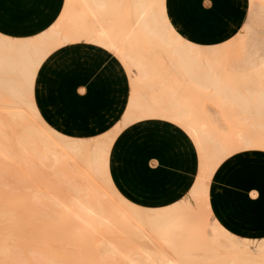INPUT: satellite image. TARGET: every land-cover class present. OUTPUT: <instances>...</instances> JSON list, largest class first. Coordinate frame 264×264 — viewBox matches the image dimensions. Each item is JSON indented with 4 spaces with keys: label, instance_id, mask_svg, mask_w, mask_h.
Wrapping results in <instances>:
<instances>
[{
    "label": "rangeland",
    "instance_id": "obj_1",
    "mask_svg": "<svg viewBox=\"0 0 264 264\" xmlns=\"http://www.w3.org/2000/svg\"><path fill=\"white\" fill-rule=\"evenodd\" d=\"M8 1L0 0V18L7 17L10 23H20L24 20L30 21L35 19V24H38L45 18L46 8L44 5L24 9L22 5L29 7L33 3V0H19L22 5ZM49 2L62 3V5L60 8L58 7L60 9L58 13L55 10L52 11V14L57 13L56 18L52 21H47L46 25L34 27L31 30L22 29L21 27L19 29L10 27L9 29L12 31H8L12 34L0 29V37H5L12 41L28 40L37 43L39 41L37 39L38 35L42 31L54 23L59 22L61 25L56 44L48 45L50 50H48L45 58L34 70L35 77L31 92L30 89H27L24 94L25 98L33 103L39 119L35 118L32 111L29 114L27 110L29 111L30 109L25 105L22 106L27 108V110L22 106H20L21 108L8 109L6 106L15 102L7 93H3L2 90H0V113L2 114H0L2 116L0 117L2 119L3 117L5 118V111H21L20 113L24 114L25 116H23L27 120L26 126L33 125V128L35 127V129L37 128L39 131L46 133V131H43L46 125L47 128L57 132L61 137L76 142L79 149L82 150L77 152L68 151L69 154L58 142L54 141L56 145L54 144L53 147H59V149L56 148L54 150H57L59 154L57 153L55 156V151L53 153L54 158L48 154L40 157L44 160L45 164L42 166L39 157L36 158V156L30 155L31 153L28 154L27 150L25 151L28 153H24L25 151H23L24 155L27 154V156H21L23 154L22 152L20 153V149L18 150L17 146L14 147V153L21 157L9 163L8 172H0V181L2 180L0 182V219L11 215V219H8V221L7 218L0 220V254L6 249L10 250L6 251V254H9L8 256L1 254V257L4 258L6 256V259L3 260L0 257V264H14L12 262L16 261L15 258L17 259L15 264H110V262L105 261L104 257L101 256L103 255L101 253L110 256V253L104 250V246L102 247L103 239L111 240L115 244L119 243V246L127 243L128 245L125 244L127 248L125 246L122 248L128 249L130 251L128 255L130 256L154 257L163 253L175 258V252L169 251L168 248L182 244L180 242L177 243L180 240L172 241L169 243L170 245H160L156 237L148 230V227L143 226V235L146 233L149 235L146 234L144 237L147 238L148 236L153 241L150 244H146L141 241L140 236L132 232L131 227L128 228L125 215L130 217L133 214H141L143 220H147L145 214L137 209L149 212L150 210L170 207L181 199L190 197L188 196L189 192V195H192L195 192L194 190H197L196 187H194L195 189L192 188L194 184L200 186L203 184L204 188H202L203 185L201 188L204 192H201L204 194L198 193L197 191L200 192V190H197L195 192L196 196L193 195L198 203L197 206H193L192 210L195 212H190V218L188 216L186 222L190 228H198L197 235L200 233L203 238H196L190 243L186 242L189 245L188 248L185 245L177 247L184 246V251L180 248L184 254L187 252L194 257H199L194 259L195 264H209V262L210 264H226L227 260L235 256L236 249L233 246L235 245V239H250L254 241V244L257 242L253 246V249L251 248L252 260H250L252 264H264V137H262L259 141L260 143L257 145L254 143L249 145L228 143L229 145L227 144L226 146L227 150L223 148L220 149V152L217 151L216 147H213V141L207 142L208 144L204 145L203 143H206V140L201 138L199 133H197V137L196 132H191L187 130L189 128L185 129L182 127L185 125V127H189L188 124L192 121V123L198 124L202 120H205V124L207 123L206 125L217 134V136L213 135L214 141L225 142L231 138L233 131L242 130L247 133L251 132V125H249L251 117L250 114L246 113V109L242 110L235 102L234 104L232 103L233 106H231V103L227 105L229 104L228 101L226 104L225 102L223 104L220 98L214 96L212 88L209 90L204 89V91L200 88V85L198 86L196 83H193L192 79L184 73L183 68H179L177 62H175L176 57L172 54V49L167 48L161 43L162 41H159L160 37L161 39H171L175 37V34H178L181 41H186L197 46L193 48V51H197V53L201 52V54H198V59L202 63H205L207 60L210 61L213 69L212 72L216 74L218 80L222 81L225 87L235 88L234 91L247 96V90L250 88L249 70L252 72V69L254 70L255 67L264 63V0H164V4L156 5L157 7H154V5L153 7L156 13L158 11L159 15L161 13L159 11L160 6H164V12L160 16L166 19L165 21L162 19L157 20H162L160 21L162 25L170 22L172 29L164 28V31H159V36L153 33V30L144 29L139 25L138 22L141 18L137 15L136 11H133L135 7H133L132 0H121V2L120 0L114 2L111 0L108 2L107 7L105 6L106 8L102 10L105 9L108 13L113 8L112 13L114 16L112 13V16L110 13L106 16L105 11L101 12L99 10L103 14L100 15L101 13L97 11L98 15L96 14V17L90 14L93 12L90 11L92 6L88 3V0H35V4ZM84 2H87V4L84 5ZM109 7L111 8L109 9ZM65 8L67 13H64ZM107 8L109 11L106 10ZM172 11L174 12V16ZM119 13L122 14L120 15ZM99 15L100 17L97 18ZM66 16L71 17L69 20L71 19L74 26L64 27L63 23L64 19L67 18ZM66 20L68 21V18ZM85 20H88V22L86 23ZM135 20L139 21L135 22ZM108 23L110 26L107 25ZM113 23L116 26L112 25ZM80 24L82 25L80 26ZM97 24H102L101 26L99 25L100 27H103V24L109 27L104 30L107 35H103L104 37L100 35L102 31H100V27L96 26ZM67 27H70V29H67ZM117 28L119 30H116ZM82 29L85 34L87 33L86 35L82 32ZM77 30L78 32H76ZM88 30L93 31L91 34L95 38L93 35L88 34ZM111 32L112 34H110ZM99 36L100 38H105V40L97 42L98 39L100 40ZM111 37L116 38L110 39ZM118 39L119 44H117ZM106 40L116 42L115 46L113 45L114 47L111 45V49L113 50L109 49L110 45L108 41L104 42ZM93 41L97 43H91ZM123 41L126 43V46ZM103 46L107 47L104 48ZM124 51H129V53L122 54L121 57L127 54L129 57H135L134 54L137 57L140 56L142 58L141 61H144V65L146 64L145 66L149 71L148 74L151 73L149 75L150 79H135V81L137 80L136 82L141 81L139 84L134 85L135 88L132 87L133 85L131 86L132 78L134 79L138 75V77L141 76L136 73L138 72L135 69L136 67L132 68V64L135 63L133 60L127 59L132 63L131 65L126 60L123 62L124 57L121 58L120 54ZM131 51L133 52L132 55ZM50 57V62L42 71L43 64ZM128 68H130V73ZM39 71H42L40 75ZM220 75L221 77H219ZM232 75L235 76L232 77ZM5 77L12 79L14 76L9 74ZM201 85L209 86L210 84L202 83ZM237 87L240 89L239 91ZM135 95L136 98H139L138 106H141L140 108H145L146 106L152 107L153 113H156V115L158 113L159 116H164L165 112L163 113V111L172 106L171 109H173L167 110L166 113L169 112L165 114L164 118L170 112H172L173 116L180 114L178 116L179 119H177L178 117L173 118L174 120L176 118V121H182L179 124L184 125L179 126L174 120H172L174 123L167 120L168 118L171 120L170 117H166L167 119L165 118L166 120H164L162 119L163 117L157 115L159 117L157 118L155 114L153 117L147 116L150 119L146 118L145 115L149 113L146 111L147 114H144V109L142 111H140L141 109L139 111L134 110L133 116L131 115L133 118L129 117L132 120L128 122V117L125 120L128 113L127 107L130 103V98ZM186 101H188L187 104L190 106L186 105ZM154 102L156 105H154ZM230 102L233 101L230 100ZM169 103H178L181 106L172 104L169 108H166L170 105ZM158 105L161 106L160 111L159 107H156ZM176 105L180 109H184L174 108ZM238 109L241 110L238 111ZM148 110H151V108ZM183 110L186 113L180 112ZM136 114H138V118H136ZM180 117L185 118V120ZM193 117L196 118L193 119ZM247 117L249 121L246 120ZM36 120H41L43 123L40 121V125ZM183 121L190 122L184 123ZM124 123L127 124L124 125ZM42 126L44 127L42 128ZM21 127L23 128V125L14 127L15 131L13 132L21 130ZM117 130L120 131L118 132ZM14 133H11L12 135L10 134V136L13 137ZM18 133L20 134L21 131ZM187 133L194 135H188ZM104 136H106V139L103 138ZM111 137L113 138L112 140L110 139ZM196 138H199V140L201 138L202 142L196 140ZM108 139L110 140L108 141ZM51 140L54 139L51 138ZM102 140L105 143H101L103 146H100L99 142ZM37 141L33 139V144L40 149L41 144H37L39 143ZM198 142H201L202 146H205V150H201L202 152L198 150L202 149ZM211 146L215 149L212 150ZM231 147L234 148L232 149ZM237 147L239 150L241 148L238 152H236L238 150ZM94 148L100 150L98 154L102 156L103 164H106V171L108 172L101 177H99L101 173L97 174V179L94 177L97 172L93 173L96 168L100 169V165H90L91 167L86 165L93 154L92 150L93 152L95 150ZM103 148L108 150L107 155L104 154L106 151ZM213 151L220 152L216 154H221V156L216 155ZM78 152L80 153L78 154ZM222 152L225 154L223 155ZM204 154H206L205 157ZM211 154L220 158L214 159L216 157L213 158ZM200 155L203 156L200 157L203 158L201 161ZM111 156L113 158L112 162ZM220 159L223 160L220 161ZM210 160H214L213 162L216 161L215 164H218V166L214 164L215 168L212 165V170L214 171L211 170V166H206L208 163L209 165L213 163ZM203 161L206 163L204 164L206 166L205 170L210 168V171H207L209 173L213 172L211 173L212 175L205 172L204 168H202V166L204 167L202 165ZM110 165L114 182L111 176ZM103 166L105 170V165ZM42 167L44 169H41ZM86 168H89L92 173ZM201 168L204 170L203 172ZM53 174L57 176H53ZM59 174L60 176H58ZM61 174L64 177H68L62 178ZM200 175H206V179H202L204 176L201 177ZM207 176L209 177L207 178ZM104 177L108 179L111 184L110 187L115 191L108 189L110 184L104 183L107 181ZM197 178H200V180ZM68 181H73V183L69 182L71 185L69 188ZM75 181H80L83 185H79V182L75 184ZM200 181H202L201 184ZM62 183H65V185H62ZM75 185H79L78 188ZM81 187L86 188V192H89V194L83 192L84 190L80 189ZM191 189L193 190L192 193ZM80 191H82V194H85L81 195ZM76 192L80 193V196L76 197V199H83V196H89L90 198H87H89L88 201L92 202V208L94 207V202L97 201L96 199L101 201L99 204L96 203L94 208L102 207L101 209L104 214L108 219H111L110 221L113 220L115 225H112V222L109 223L107 219V226L103 224L105 226L96 228L93 232L84 230L80 225L73 227L69 225L70 223L59 221L61 217L58 215L60 214L58 208L54 205V199H62L66 202L72 199ZM97 192L98 194H96ZM110 192H114L112 194L116 195L117 198L119 196V199L121 198L120 201L126 202L128 207L120 204L119 199L113 198ZM99 195H102V197L100 198ZM212 195L218 197L216 207L220 215L223 219L229 221L223 220L217 213L214 205L215 197ZM91 196L95 200L91 199ZM198 196L202 199L199 200ZM159 197L162 198L145 206V204L153 202L154 198ZM81 201H87L86 197ZM200 201L203 203L202 206H200L201 204L199 205ZM129 206L134 207V209L136 208L140 213L129 208ZM198 206L203 209V213H199V210L197 211V209H201L197 208ZM4 210L9 214L2 213ZM148 212H145L146 215L149 214ZM204 212L205 214L209 213L204 215ZM192 213L193 215L191 216ZM199 214L205 217L203 216L204 218L202 219ZM201 221H204V224ZM218 228H222V232H225L226 236L221 235L222 233H219L220 230ZM215 229L218 230L216 231ZM253 235L257 236V238ZM3 237L7 239L5 240ZM225 237L227 239L229 237V239L227 240ZM90 240L92 242L91 247L87 245ZM116 240H119V242H116ZM227 241L231 242L228 243ZM82 242H86L83 244L84 247L80 244ZM224 242L228 244L225 245ZM201 244L209 247L200 248ZM145 247L148 248L149 252L142 250ZM156 247L163 250L161 254ZM178 251H176L177 255H180L182 251H179L180 253ZM11 252L15 255H12ZM210 254H214L213 257ZM107 257L105 256V258ZM112 257L113 255L108 258ZM205 257L208 260L203 262ZM10 261L12 262L9 263ZM112 261H116V258L112 259Z\"/></svg>",
    "mask_w": 264,
    "mask_h": 264
},
{
    "label": "bare ground",
    "instance_id": "obj_2",
    "mask_svg": "<svg viewBox=\"0 0 264 264\" xmlns=\"http://www.w3.org/2000/svg\"><path fill=\"white\" fill-rule=\"evenodd\" d=\"M83 1V0H82ZM89 1H91V2H89ZM107 0H88V3H90L91 4V8L90 7H88V8H90V11L91 12H93V13H90V14H92V15H94L95 17H96V14L98 15V12L97 11H101V12H104L105 11V9L104 10H102L103 8H106L107 7V5H108V2H110L111 0H108L107 2H106ZM114 1H116V0H113V2ZM120 2H121V0H120ZM131 2V1H130ZM132 2H133V4H134V6L133 7H135V9L133 10V11H136V13H137V15L141 18V20L139 21V20H135V22L136 21H139L138 23H139V25L141 26V27H143L144 29H148V30H153L152 32L153 33H155V34H158V36H159V31H164V28H169V29H172L171 28V26L169 25V23H166V25L164 24V25H162L161 24V22L160 21H162V20H164L165 21V17H163V16H160V14L161 13H163L164 12V6H160V14L158 15V11H157V13L155 12V9H154V7H157L156 5H162V4H164V0H132ZM116 3V2H115ZM85 4H87V2L85 3L84 2V5ZM112 4V3H111ZM130 4H132V3H130ZM132 4V5H133ZM155 5V6H154ZM87 6V5H86ZM106 6V7H105ZM154 6V7H153ZM84 7V6H83ZM111 7H114V6H111ZM111 7H109V9L111 8ZM113 9V8H112ZM112 9L109 11L108 10V8L106 9V10H108L109 12L107 13L106 11V16H107V14H109L110 13V15H111V13H112ZM115 9V8H114ZM159 9V8H158ZM157 9V10H158ZM85 10H86V8H85ZM116 10V9H115ZM118 10V9H117ZM65 12L64 13H67V10H66V8H65V10H64ZM69 11V10H68ZM89 11V12H90ZM99 11V13H101ZM97 12V13H96ZM113 12H115V11H113ZM95 13V14H94ZM116 13V12H115ZM103 13H101L100 15H102ZM120 15L122 14V13H119ZM100 15L99 16H97V18L98 17H100ZM112 15H113V13H112ZM111 15V16H112ZM93 16V17H94ZM114 16V15H113ZM118 16V15H117ZM117 16H115V17H117ZM138 16H136V17H138ZM67 17V16H66ZM87 17V16H86ZM92 17V16H91ZM90 17V18H91ZM94 17V18H95ZM102 17V16H101ZM119 17V16H118ZM62 18H63V16H62ZM68 18V21L70 22H68L66 19ZM66 19H64V23H63V25H64V27H66V26H74V23L73 22H71V19L69 20V18H71V17H67ZM104 18V17H103ZM101 19V18H100ZM108 19V18H107ZM150 21H149V20ZM157 19H162V20H157ZM61 20V19H60ZM96 20V19H95ZM91 21V20H90ZM94 21V20H93ZM92 21V22H93ZM97 21V20H96ZM100 21V20H99ZM103 21V20H102ZM68 22V23H67ZM85 22L87 23L88 22V20H85ZM95 22V21H94ZM104 22H106V21H104ZM109 22V21H108ZM117 22V21H116ZM71 23H73V24H71ZM86 23H83V24H86ZM66 24V25H65ZM71 24V25H70ZM82 24H80V26H81ZM100 26L102 25V24H99ZM98 24L96 25V26H98V28L100 27ZM108 26H110L109 25V23L107 24ZM112 25H114V23L112 24ZM60 24H59V22H58V24L55 26V27H53V29H51L49 32H47L46 34H44L43 36H41V37H38L37 39L39 40L37 43H34V42H31V41H12V40H10V39H8V38H4V37H0V90H2L3 91V93H7L12 99H13V101L15 102V103H12V104H10V105H5L6 107H8V109L9 108H21L20 106H22V105H25L28 109H30L29 111L27 110V108H25L24 106H22V107H24L26 110H27V112H29V114L30 113H34V115H35V118H38L39 119V116H38V114H37V112H36V109H35V107H34V105H33V103L31 102V101H28L26 98H25V96H24V94H25V91H27V89L29 90L30 89V92H31V87H32V84H33V80H34V77H35V72H34V70L40 65V63H41V61L45 58V55H46V53L48 52V50H50V48H48V45H50V44H56V39L58 38V35H59V28H60ZM84 26V25H83ZM83 26H82V28H83ZM96 26H95V29H96ZM104 26H106L105 24H103V27ZM114 26H116V25H114ZM139 26V27H140ZM90 27V26H89ZM103 27H100L99 29H100V31H102L101 33L102 34H100V32H99V34L100 35H107V33H105L104 32V30L106 29V28H109V27H105V28H103ZM70 29V27H67V29ZM85 28V27H84ZM88 28V27H87ZM90 28H92V27H90ZM89 28V29H90ZM121 28V27H120ZM73 29V28H72ZM75 29V28H74ZM77 29V28H76ZM79 29H80V27H79ZM98 29V30H99ZM103 29V30H102ZM85 30H86V28H85ZM109 30V29H108ZM116 30H119V28H117ZM122 30H124V29H122ZM89 31V30H88ZM107 31V30H106ZM111 31H113V30H111ZM76 32H78V30L76 31ZM82 32L84 33V31H83V29H82ZM91 32H93V31H89V33L88 34H90V35H93V34H91ZM122 32V31H121ZM80 33V32H79ZM125 33V32H124ZM77 34V33H76ZM85 34V33H84ZM87 34V33H86ZM85 34V35H86ZM96 34H98V33H96ZM95 34V35H96ZM109 34V33H108ZM110 34H112V32L110 33ZM79 35H82V34H79ZM69 36H71V35H69ZM75 36H77V35H75ZM94 36V35H93ZM165 36H166V34H165ZM164 36V37H165ZM87 37H89V36H87ZM104 37V36H103ZM100 38V36H99V38H100V40L98 39V41L97 42H99V41H101V40H105V38ZM109 37V36H108ZM123 37V36H122ZM121 37V38H122ZM65 38H66V36H65ZM68 38V37H67ZM81 38V37H80ZM94 38H95V36H94ZM97 38V37H96ZM114 38H116V37H111L110 39H114ZM125 38V37H124ZM123 38V39H124ZM163 38V37H162ZM36 39V40H37ZM75 39V38H74ZM79 39V38H78ZM107 39V38H106ZM160 39H161V37H160ZM159 39V41L164 45V46H166L167 48H171L172 49V54H174L175 56L174 57H176V61L175 62H177V65L179 66V68L181 67V69L183 68V70H184V73L186 72V74L188 75V77H190L191 79H192V81H193V83H196V85H200V88L201 89H205V90H209L210 88H212L213 89V91H214V96H216V98H220V101L224 104V102H225V104L227 103V101H228V103L229 104H227V105H230V103H231V106H233V104H234V102L242 109V110H244V109H246L247 110V112L246 113H248V114H250V117H251V123L249 124V125H251V129H250V131L251 132H249V133H247V132H244V131H242V130H238V131H233V133H232V135H231V138L230 139H227L228 141H225V142H220L219 140H215L214 141V136L213 135H215V136H217V134L208 126V125H206L205 124V120H202L201 121V123H190L191 124V126H190V124H188L189 125V127H185V126H182V125H184V124H179L180 122L182 123V121H176V118H175V120H174V118L173 117H178V116H180V114L177 116V114H176V116H173V114H172V112H170V114H168V115H171V116H166V117H170L171 118V120L168 118H166L167 120H169V121H171L172 122V120H174V122H176V124L178 123L179 124V126L181 125L182 127H184L185 129H187V128H189V129H187V130H190L191 132H196V136H197V133H199L200 134V136H201V138H203L204 140H206V143H203L204 145L205 144H208V143H210V142H212L213 141V147H216L217 148V151H220V149H223V148H225L226 150H227V144L229 143H231V144H234V145H249V144H259L260 142V140L262 139V137H264V63H262L260 66H257V67H255L254 68V70L252 69V72L249 70V76H250V78H249V82H250V85H249V87L250 88H248V90H247V96H245V95H243V94H241L240 92H237V91H234L235 90V88L234 89H232V88H229V87H225V85L224 84H222V81H220V80H218V77L216 76V74H214L212 71H213V69H212V65H211V63H210V61H205V63H202L199 59H198V54H201V52H198L197 53V51H193V48L194 47H197V46H194V45H192V44H189L188 42H185V41H181V39H180V37L179 36H177L176 34H175V37L174 38H171V39H169V38H163V39H161L160 40ZM65 40V39H64ZM63 40V41H64ZM80 40V39H79ZM88 41V40H87ZM96 41H93V42H91V43H93V44H95V42ZM108 41V44L110 45V48L109 49H111L112 47H111V45L113 46H115V44H116V42L114 43V42H111L110 40H106V41H104V42H107ZM124 41H126V40H124ZM124 41H123V43H124ZM67 42V41H66ZM75 42V41H74ZM86 42V41H85ZM96 42V43H97ZM102 42V41H101ZM100 42V43H101ZM103 42V43H104ZM118 43L117 44H119V39H118V41H117ZM121 42V41H120ZM65 43V42H64ZM99 44V43H98ZM106 44V43H105ZM125 44V46H126V43H124ZM101 45V44H100ZM104 45V44H103ZM130 45V44H129ZM113 46V47H114ZM123 46V45H122ZM104 47V46H103ZM105 47H107V46H105ZM104 47V48H105ZM116 48V47H115ZM51 49H52V47H51ZM111 50H113V49H111ZM124 50V49H123ZM170 50V49H169ZM52 51V50H51ZM198 51H199V49H198ZM117 52V51H116ZM128 53H129V51H127ZM126 51H124V52H121V54H120V57H121V55L122 54H126L127 53ZM131 53V55H132V51L130 52ZM49 54V53H48ZM47 54V55H48ZM122 56V57H124V59H123V62H124V60H126L127 62H129L127 59H129V60H133V62H135L134 64H132V63H130L129 62V64L131 65L132 64V68L134 67H136L135 69L138 71V72H136L137 74H140V76L141 77H134V79L132 78V82H131V86L132 87H134L135 88V86L134 85H137V84H139L141 81H139V82H136L137 80H140V78H142L141 80H143L144 78V80H147V78H149L150 79V74H148V70H147V68H146V64L144 65V61H141L142 60V58L139 56V57H137V55H135L134 54V56L135 57H132V56H128V54L126 55V56ZM130 55V54H129ZM119 56V55H118ZM172 56V55H171ZM201 56V55H200ZM121 57V58H122ZM170 57V56H169ZM173 57V58H174ZM170 59V58H169ZM172 59V58H171ZM207 59V58H206ZM174 60V59H173ZM205 60V59H204ZM125 61V62H126ZM134 65V66H133ZM129 69V73L131 72L130 71V68H128ZM128 69H126V71H128ZM132 70V69H131ZM134 70V69H133ZM135 71V70H134ZM216 72V71H215ZM251 72V73H250ZM223 73V72H222ZM9 74H11V75H13L14 77L12 78V79H9V78H6L5 76L6 75H9ZM134 74H135V72H134ZM230 74V73H229ZM228 74V75H229ZM131 75H133V74H131ZM136 75V74H135ZM135 75H133V76H135ZM226 75H227V73H226ZM132 76V77H133ZM225 76V75H224ZM233 76H235V75H232V77ZM243 76H245V75H243ZM243 76H240V77H243ZM246 76H247V74H246ZM248 76V77H249ZM219 77H221V75L219 76ZM131 78V77H130ZM135 79H137L136 81H135ZM219 79H222V78H219ZM131 80V79H130ZM136 82V84H135V82ZM145 82V81H144ZM149 82V81H148ZM235 82V81H234ZM202 83H209L210 85L209 86H204V85H201ZM146 85V84H145ZM236 85V84H235ZM147 86V85H146ZM147 87H149V86H147ZM233 87H235V86H233ZM137 88V87H136ZM153 88V87H152ZM156 88V87H155ZM238 88V87H237ZM150 89H151V86H150ZM149 89V91H151ZM242 89V88H241ZM198 90H200V89H198ZM197 90V91H198ZM204 90V91H205ZM240 89L238 88V91H239ZM30 92H28V93H30ZM133 93H134V91H133ZM135 94H137V93H135ZM146 96H148L147 94H146ZM140 97V96H139ZM138 98V97H137ZM136 98V95L135 96H133L132 98H130V103H129V105H128V113L126 114L127 116L125 117V120H127L126 118L128 117H130V118H133V117H131V115L133 116V114L132 113H134L135 111L134 110H140V111H142V109H144L143 110V112L145 111V113L144 114H147L146 113V111L149 113L148 115H145L146 116V118H149V117H153L154 116V114H155V117L158 115V113H157V115H156V113H153L154 111H153V109H152V107H149V106H146L145 108H146V110H145V108H140L141 106H138V100H139V98L137 99ZM144 98H146V97H144ZM156 99V98H155ZM142 100H143V98H142ZM147 100H148V98H147ZM230 100H232L233 102H230ZM150 101H153V100H150ZM146 102V101H145ZM187 102L188 101H186V105H188L187 104ZM146 103H148V102H146ZM155 103V102H154ZM158 103H160V102H158ZM233 103V104H232ZM149 104H151V103H149ZM162 104V103H161ZM170 105H168V107H166V108H169L172 104H177L178 106H181V104L179 105L178 103H169ZM140 105H142V104H140ZM148 105V104H147ZM154 105H156V103L154 104ZM163 105V104H162ZM177 105L176 106H174V108L175 107H177ZM151 106H152V104H151ZM166 106V105H165ZM188 106H190V105H188ZM226 106V105H225ZM231 106H229L230 108H231ZM1 107V106H0ZM156 107H159V111H160V107L161 106H156ZM172 107V106H171ZM171 107L169 108V109H167V110H172L171 109ZM194 107V106H193ZM135 108V109H134ZM139 108V109H138ZM151 108V110H148V109H150ZM165 107H164V109H166ZM177 108H179V107H177ZM222 108H223V106H222ZM229 108V109H230ZM162 109V108H161ZM180 109V108H179ZM181 109H184V108H181ZM180 109V110H181ZM186 109L188 110V108L186 107ZM190 109H192L191 107H190ZM227 109V108H226ZM241 109H238V111L239 110H241ZM2 110H3V108H2ZM1 110V111H2ZM6 110V109H5ZM167 110H161V111H163V113L165 112V114H167L166 113V111ZM186 110V111H187ZM4 111V110H3ZM32 111V112H31ZM189 111V110H188ZM21 111H5V118L3 117V119L1 118L2 116V114L0 115L1 117H0V172H8L9 170H8V165H9V163H12V161H14L16 158H20L21 156H27V154H25L24 155V153H28V154H30V155H33V156H36V158H40V157H43V156H46L47 154L50 156V157H53L54 156V152L56 151V154H55V156L57 155V153L59 154V152L57 151V150H54V149H56V148H58L59 149V147H53L54 146V144H55V142L54 141H56V142H58L59 143V145H61L62 146V148H64L65 149V151L67 150V153H69V152H77V151H79L80 149H79V147H78V144L76 143V142H74V141H72V140H70V139H66V138H64V137H61L60 135H58V134H56L55 132H53L52 130H50L49 128H47L46 127V125H45V127L44 126H42V128L44 127V129L45 130H43V131H46V133H48V134H46V133H44V132H42V131H39L37 128L35 129V127L33 128L32 126H29V125H27L26 126V121L27 120H25V115L24 114H22V113H20ZM156 112V111H155ZM180 112H182V113H186L184 110L183 111H180ZM230 112V111H229ZM26 113V112H25ZM137 113V112H136ZM140 113V112H139ZM142 113V112H141ZM153 113V114H152ZM162 113V112H161ZM174 113V112H173ZM189 113V112H188ZM191 113V112H190ZM240 113H241V111H240ZM4 114H3V116H4ZM165 114H163L164 116H165ZM175 114V113H174ZM24 115V116H23ZM135 115V114H134ZM137 116H136V118H138V114H136ZM151 115V116H150ZM187 115V114H186ZM190 115V114H189ZM191 115H192V113H191ZM225 115V114H224ZM247 115V114H246ZM245 115V116H246ZM27 116V115H26ZM147 116H149V117H147ZM159 116V115H158ZM157 116V118H159V117H163L162 119H164V120H166L165 118H164V116H159L158 117ZM234 116V115H233ZM248 116V115H247ZM28 118V117H27ZM130 118L127 120L128 122H130L131 120H130ZM135 118V117H134ZM140 118V117H139ZM145 118V117H144ZM181 119H183V120H185V118H183V117H180ZM196 118V117H195ZM194 117H193V119H195ZM34 119V118H33ZM150 119V118H149ZM154 119V118H153ZM156 119V118H155ZM177 119H179V117L177 118ZM180 119V120H181ZM193 119H191V120H193ZM135 120V119H134ZM190 120V121H191ZM246 120H248V117H247V119ZM245 120V121H246ZM37 121V120H36ZM41 120H38L37 122L41 125V122H40ZM190 121H186V122H190ZM249 121V120H248ZM123 122H125L124 120H123ZM127 122V123H128ZM174 122H172V123H174ZM184 122V121H183ZM186 122H184V123H186ZM197 122H198V120H197ZM199 122H200V119H199ZM43 123V122H42ZM127 123H124V125H126ZM132 123H133V121H132ZM131 124V123H130ZM232 124V123H231ZM239 124V123H238ZM23 125V128L21 129V130H17L15 133L13 132V131H15V129H14V127L16 128V126H22ZM123 125V124H122ZM121 125V126H122ZM233 125H234V122H233ZM245 125V124H244ZM235 126V125H234ZM191 127V128H190ZM233 127V126H232ZM244 128V127H243ZM18 129V128H17ZM42 130V129H41ZM21 131V133L19 134L18 132H20ZM118 131V130H117ZM120 131V130H119ZM118 131V132H119ZM9 132V133H8ZM15 134L13 137H11L10 136V134ZM188 133H189V131H188ZM187 133V134H188ZM11 134V135H12ZM18 134V135H17ZM112 134V133H111ZM108 135H110V134H108ZM188 135H194V134H188ZM107 136V135H106ZM106 136H104L103 138H105ZM108 137H110V136H108ZM195 137V136H194ZM198 137V136H197ZM51 138H53L54 140H51ZM191 138V137H190ZM200 138V140H199V138L197 139L196 138V140H198V141H201L202 142V139ZM33 139H36V140H38L39 141V143H37V144H41V148L40 149H38L37 148V146H34V144H33ZM106 139V138H105ZM111 140L113 139L112 137L110 138ZM110 139H108V141L110 140ZM192 139V138H191ZM104 140H102L101 142H99L100 143V146H103V144L101 145V143H105V142H103ZM194 142V141H193ZM201 142H198L199 144H200V146H201V148L202 149H198L199 150V152L201 151V150H205L204 148H205V146H202L203 144L201 143ZM208 142V143H207ZM85 143V142H84ZM97 144H98V142H97ZM228 144V145H229ZM263 144V143H262ZM56 145V144H55ZM79 145H80V143H79ZM81 145H83V144H81ZM85 145V144H84ZM83 145V146H84ZM107 145V144H106ZM15 146H17L16 148L20 151V153L22 152V154L23 155H21L20 157L19 156H17L15 153H14V147ZM261 146V145H260ZM212 147V146H211ZM210 147V148H211ZM213 147H212V150H214L213 149ZM239 147H242V146H239ZM104 148H105V144H104ZM103 148V150H105ZM198 148H200V147H198ZM232 148V147H231ZM234 148V147H233ZM232 148V149H233ZM249 148V147H248ZM61 149V148H60ZM95 150H94V152H93V150H92V153L94 154H92L91 155V158H89V161H88V163L86 164V165H88V166H90V165H100L99 167H100V169H95V171H94V173L93 174H95L96 172V174L95 175H99L100 173V175H99V177H101V176H104V175H106L108 172L106 171L107 170V166H106V164H103L104 163V161H103V159H102V156H100V154H98L99 153V151L100 150H98V149H96V148H94ZM107 149V148H106ZM237 149H238V147H237ZM245 149V148H244ZM25 150H27L28 152H26ZM54 150V151H53ZM82 150V149H81ZM80 150V151H81ZM210 150V149H209ZM236 150V149H235ZM240 150H241V148H240ZM239 149L238 150H236V152H238V151H240ZM243 150V149H242ZM23 151H25L24 153H23ZM69 151V152H68ZM101 151H102V149H101ZM106 152L104 153L105 155H107L108 154V150H105ZM202 152V151H201ZM221 152V151H220ZM220 152H216V151H213V153H220ZM18 153V152H17ZM20 153H18V154H20ZM80 152H78V154H79ZM204 153H206V152H204ZM212 153V154H213ZM223 153V152H222ZM70 154V153H69ZM82 154H84V153H82ZM103 154V153H102ZM101 154V155H102ZM207 154V153H206ZM206 154H204V157H205V155ZM212 154H211V156H212ZM225 153H223V155H224ZM29 155V156H30ZM104 155V156H105ZM203 155V154H202ZM216 155H220L221 156V154H216ZM216 155L214 156H212L213 158L214 157H216ZM230 156V155H229ZM90 157V156H89ZM200 157H203V156H199V158ZM207 157V156H206ZM33 158H35V157H33ZM54 158V157H53ZM59 158V157H58ZM212 158V159H213ZM217 158H220V157H216V158H214V159H217ZM41 159V158H40ZM201 159L203 160V158H200V161H201ZM224 159H225V157H224ZM206 160V159H205ZM219 160V159H218ZM221 160H223V159H220V161ZM47 161V160H46ZM46 161H45V163H46ZM105 161H106V159H105ZM214 160H210V162H213ZM43 162V163H42ZM207 162V161H206ZM216 162V161H215ZM215 162H213V163H210V165H209V163H208V165H206V166H211L210 168H211V170H212V165H213V167H214V164H215ZM218 162V161H217ZM41 164H42V166H44L45 164H44V160L43 159H41V162H40ZM105 165V170H104V166L102 165ZM105 163H107V162H105ZM47 164V163H46ZM68 164V163H67ZM201 164H202V162H201ZM204 164H206L205 163V161H203V164L202 165H204ZM48 165V164H47ZM70 165V164H69ZM201 165V166H202ZM215 165H217L218 166V164H215ZM71 166V165H70ZM205 165H204V167L202 166V168H204V170H205V167H206ZM216 166V167H217ZM48 167V166H47ZM52 167H54V166H52ZM51 167V168H52ZM91 167V166H90ZM201 168V170H202V172L204 171L203 169ZM210 168H208L207 170L208 171H210L209 169ZM215 168V167H214ZM9 169H11V168H9ZM41 169H44L43 167L41 168ZM46 169H48V168H46ZM86 169H88L89 171H90V169L89 168H86ZM51 170V169H50ZM97 170V171H96ZM207 170H205V172H207V173H209ZM47 171V170H46ZM74 171V170H73ZM98 171H99V173H98ZM212 171H214V170H212ZM49 172V171H48ZM91 173H92V171H90ZM89 172V173H90ZM201 172V174H203ZM53 173V172H52ZM59 173V172H58ZM207 173H205V174H207ZM211 173H213V172H211ZM211 173H209V174H211ZM2 174V173H1ZM4 174V173H3ZM69 174V173H68ZM6 175V174H5ZM7 175H8V173H7ZM57 176L56 174H53V176ZM62 175V174H61ZM94 175V177H96L95 179H97V177H98V175L97 176H95ZM212 175V174H211ZM1 176V175H0ZM58 176H60V174L58 175ZM66 176V175H65ZM93 176V175H92ZM201 177L202 176H204V177H202V179H204L205 177H206V175H200ZM210 176V175H209ZM209 176H207V178L209 177ZM64 176L62 175V178H63ZM66 177H68V176H66ZM66 177H64V178H66ZM107 178H108V176H106ZM106 177H104V178H106ZM5 178V177H4ZM49 178H51V177H49ZM59 178H61V177H59ZM104 178H101L102 180H105ZM106 178V179H107ZM70 179V178H69ZM74 179V178H73ZM109 179V178H108ZM108 179H107V181H105L104 183H108V184H110L109 183V181H108ZM197 179H199L200 180V178H197ZM206 179V178H205ZM204 179V180H205ZM57 180H58V178H57ZM64 180V179H63ZM67 180H68V178H67ZM208 180V179H207ZM2 181V180H1ZM0 181V182H1ZM62 181V180H61ZM203 181V180H202ZM202 181H200V184H201V182ZM63 182V181H62ZM64 182H65V180H64ZM73 183V181L71 182V181H68V183ZM76 182L78 183H80V181H75V184H76ZM5 183H7V182H5ZM67 183V184H68ZM70 183H69V186H68V188L71 186L70 185ZM65 185V183H62V185ZM4 185V184H3ZM59 185V184H58ZM61 185V184H60ZM79 185H83V183L81 184H79ZM79 185H75L77 188H78V186ZM85 185V184H84ZM91 185V184H90ZM105 185H107V184H105ZM203 185V184H202ZM201 185V186H202ZM72 186H74V185H72ZM111 186V184L109 185V188H108V186H107V188L111 191L113 188H111L110 187ZM197 186H199V187H197ZM201 186L200 185H195L194 184V186L192 187V188H194V187H196V189L197 190H200V192L199 191H197V190H194L195 192L197 191L198 193H202V192H204L203 191V189L202 188H204V185L202 186V188H201ZM84 187H86V186H84ZM89 187V186H88ZM6 188V187H5ZM36 188V187H35ZM59 188V187H58ZM67 188V187H66ZM76 189V188H75ZM80 189H83L84 191L83 192H85V193H87V194H89V192H86V188H83V187H81ZM79 189V190H80ZM195 189V188H194ZM6 190V189H5ZM60 190V189H59ZM69 190V189H68ZM71 190V189H70ZM76 190H78V189H76ZM109 190H107V191H109ZM114 190V189H113ZM112 190V191H113ZM67 191V190H66ZM97 191V190H96ZM115 191V190H114ZM192 189H191V193H192ZM202 191V192H201ZM70 192H72V191H70ZM82 191H80V193H81ZM192 193V195H189L190 194V192H189V194H188V196H190V197H188V198H184L180 203H178L177 205H175V206H172V207H170V208H165V209H162V210H156V211H144V210H141V209H137V210H140V211H142L143 212V214H145V218L147 217V220H143V217H141V214H133V215H131L130 217L129 216H127V215H125V218L127 219V221H126V223L128 224L127 226H128V228L129 227H131V229H132V232H134L135 234H137L138 236H140L141 237V241L142 242H144V243H146V244H150V243H152L153 241H152V239H149L148 238V236H147V238L146 237H144V235H146V234H144L143 235V233H144V231H143V229H142V227L143 226H147L148 227V230L154 235V237H156V239H157V241L160 243V245H168L170 242H172V241H175V240H180V241H177V243L178 242H180V243H182V244H178L177 246H182V245H185L186 246V248H188L189 247V245H187L186 244V242L187 243H190V242H192V241H194V239H200V238H203V236L199 233L198 235H197V233H198V231H199V229L198 228H190L189 226H188V224H187V222H186V220H188V216L190 215V212L191 211H193L192 210V208H193V206H197V203H198V201H197V199L194 197V196H196V193ZM63 193V192H62ZM68 193V192H67ZM80 193H78V192H76V193H74V197L72 198V199H70L69 201L67 200L66 202L65 201H63L62 199H54L55 201H53L54 202V205L58 208V211H59V213L60 214H58L59 215V217H61V219L59 218V221H61L62 223H70L69 225H71V226H73V227H78V225H80L84 230H86V231H95L96 230V228H99V227H103V226H105L106 225V222H107V219H108V217L104 214V212H103V210L101 209L102 207H100V208H94L95 207V204L96 203H98L99 204V202H101V201H98V199H96L97 201L96 202H94L95 204H94V207L92 208L91 207V205H92V202H90V201H88V199L90 198L89 196H83V199H85V197H86V199H87V201H81V200H83V199H81V198H79V199H76V197H78V196H80ZM85 193H83V194H85ZM111 193V195L113 196V198H116L117 200L119 199V196H118V198H117V196L116 195H114V194H112V193H114V192H110ZM116 193V192H115ZM82 193H81V195H83ZM86 194V195H87ZM96 194H98V192L96 193ZM117 194V193H116ZM202 194H204V193H202ZM201 194V195H202ZM194 195V196H193ZM68 196V195H67ZM100 196V198L102 197V195H99ZM98 196V197H99ZM62 197V196H61ZM87 197H89V198H87ZM93 198V200H95L94 199V197L93 196H91V199ZM199 200H201L202 198H199V196L197 197ZM103 199H105V197H103ZM52 200V199H51ZM121 200V198L118 200L119 202H120V204H123V205H125V206H127L128 207V204L126 205V202H124L123 200V203H121L122 201H120ZM207 200V199H206ZM203 201H205V200H203ZM43 202V201H42ZM125 203V204H124ZM205 203H207L206 201H205ZM204 203V204H205ZM101 204V203H100ZM201 204V205H200ZM202 202L200 201L199 202V205L200 206H202ZM3 206V205H2ZM93 206V205H92ZM100 206H102V205H100ZM200 206H198L197 208H201ZM205 206V205H204ZM203 206V207H204ZM208 206V205H207ZM46 207V206H45ZM51 207V206H50ZM4 208V207H3ZM3 208H1V209H3ZM44 208V207H43ZM129 208H131V209H133L134 211H137L136 210V208L134 209V207H131V206H129ZM6 209V208H5ZM46 209V208H45ZM199 210V213H203V209L201 208V209H197V211ZM200 210H202V211H200ZM206 210H207V208H206ZM1 211V210H0ZM10 211V210H9ZM121 211V210H120ZM140 211H137V212H139L140 213ZM205 211V210H204ZM3 212H5V210L4 211H2V213ZM141 212V213H142ZM145 212H148L149 214H147L146 215V213ZM193 212H195V211H193ZM7 215L9 214L8 212H5ZM121 213H122V211H121ZM209 212H207L206 214H205V212H204V215H207ZM142 214V215H143ZM193 215V213L191 214V216ZM194 215H197V214H194ZM203 215V216H204ZM11 216V215H10ZM10 216L9 217H4V218H7V221H8V219H11L10 218ZM199 216H201L202 217V219L205 217H203L202 215H200L199 214ZM0 217H1V215H0ZM201 217H199V219H201ZM4 218H1L2 220H5ZM189 218H190V216H189ZM0 219V220H1ZM111 219H108V222L109 223H113V220L112 221H110ZM115 221V220H114ZM196 222V221H195ZM121 223V222H120ZM197 223H199V221H197ZM201 223L202 224H204V221H201ZM201 223H200V225H201ZM103 224H105V225H103ZM108 224V223H107ZM146 224V225H145ZM112 225H115L114 223L112 224ZM190 225V224H189ZM193 225V224H192ZM191 225V226H192ZM197 225H199V224H197ZM197 225H195V226H197ZM79 226V227H80ZM107 226V225H106ZM204 226V225H203ZM217 228V227H216ZM220 231H219V233L221 234V235H223V236H226V233L224 232H222V228L220 229V228H218ZM218 229H215L216 231L218 230ZM3 231V230H2ZM85 231V232H86ZM224 231V230H223ZM77 232V231H76ZM2 234V233H1ZM151 235V234H150ZM216 235V234H215ZM8 236V235H7ZM7 236H5V237H7ZM10 236V235H9ZM229 236V235H228ZM4 238V237H3ZM218 238V237H217ZM226 238V237H225ZM5 239V238H4ZM7 239V238H6ZM5 239V240H6ZM156 239H155V241H156ZM221 239V238H220ZM227 239V238H226ZM228 239H229V237H228ZM227 239V240H228ZM234 239V238H233ZM104 241L102 242V247L104 246V250L106 251V252H109L110 253V256L109 255H106V254H104V253H101V254H103V255H101V256H103L104 257V259H105V261L107 260L108 262H110V264H195L194 263V259H197V258H199V257H194V256H192V254H188L187 252H186V254H184L183 253V251H184V249H183V247H177V246H175L174 245V247H170V248H168V250L170 251L171 250V252L173 251V252H175L174 253V256H175V258H172V257H170V256H167L168 254H163L162 253V255H157V256H154V257H145V256H138V255H135V256H130V255H128L129 253H130V251H128V249L126 250V246L128 245L127 243H125V244H127V245H122V246H119L118 244L119 243H114L113 241H111V240H106V239H103ZM231 240V239H230ZM233 241V240H232ZM116 242H119V240H116ZM121 242V241H120ZM122 242H124V241H122ZM223 242V241H222ZM228 242V241H227ZM229 242H231V241H229ZM228 242V243H229ZM84 243H86V242H84ZM83 242L82 243H80L83 247H84V244ZM218 243V242H217ZM217 243H215V244H217ZM227 243V244H228ZM257 243V242H256ZM256 243L254 244V241L253 240H244V239H235V241H234V244L235 245H233L234 246V249H236V253H235V256L233 257V258H230V260H227V262H226V264H252V262H251V256H252V253H251V248L253 249V246L254 245H256ZM264 243V242H263ZM90 244V245H89ZM92 242H91V240H90V242H88V246L89 247H91L92 245ZM101 244V243H100ZM123 244V243H122ZM154 244V243H153ZM172 244V243H171ZM224 244H225V242H224ZM227 244H225V245H227ZM121 245V244H120ZM170 245V244H169ZM173 245V244H172ZM202 246L200 247V248H208L209 246H203V244H201ZM261 246H262V244H260ZM259 245V246H260ZM264 245V244H263ZM119 246V247H118ZM123 246H125L126 248H122ZM231 246V245H230ZM175 247H177V248H175ZM227 247V246H226ZM229 247V246H228ZM53 248V247H52ZM152 248V247H151ZM156 248H158L159 249V253L161 254V252L163 251V250H161V248H159V247H156ZM183 249V251L181 250V249ZM230 248H232V247H230ZM259 248V247H258ZM2 249V248H1ZM3 249H4V247H3ZM6 249V248H5ZM47 249V248H46ZM153 250H155L154 248H152ZM256 249V248H255ZM260 249V248H259ZM142 250H144V251H148L149 252V250H148V248L147 247H145V248H142ZM183 254H181L179 251ZM6 251H10V250H8V249H6L5 251H2L3 253H1L2 255L4 254V255H9L8 253L6 254ZM44 251V250H43ZM42 251V252H43ZM176 251H178V253H180V255L178 254L177 255V252ZM211 251V250H210ZM214 251H217V250H214ZM63 253V252H62ZM90 253V252H89ZM94 253H95V250H94ZM1 254H0V257H1ZM11 254L13 255L14 253L13 252H11ZM10 254V255H11ZM53 254V253H52ZM77 254V253H76ZM3 255V256H4ZM15 255V254H14ZM40 255H44V254H40ZM107 257H111L112 255H113V257L112 258H105V256ZM211 255V254H210ZM213 255L214 254H212L211 255V257H213ZM217 255V254H216ZM185 256V257H184ZM218 256V255H217ZM6 257V256H5ZM3 258V257H1L3 260L4 259H6V258ZM16 257V256H15ZM14 257V258H15ZM50 257V256H49ZM90 257V256H89ZM202 257V256H201ZM215 257V256H214ZM8 258H10V257H8ZM7 258V259H8ZM13 258V259H14ZM56 258V257H55ZM76 258H78V257H76ZM114 258H116V261H112V259H114ZM220 258V257H219ZM13 259H12V261H13ZM67 259V258H66ZM72 259V258H71ZM216 259V258H215ZM251 259V260H250ZM8 260H10V259H8ZM15 260L17 261V259L15 258ZM47 260V259H46ZM64 260H65V258H64ZM117 260H118V262H117ZM208 259H206V257H205V259L203 260V262L204 261H207ZM219 260V259H218ZM12 261H10L9 263H11ZM15 261V262H16ZM43 261H44V259H43ZM48 261V260H47ZM72 261V260H71ZM100 261V260H99ZM112 261V262H111ZM257 261V260H256ZM15 262H12V263H14L15 264ZM209 262V261H208ZM218 262V261H217ZM4 263H5V261H4ZM97 263V262H96ZM196 263H198V262H196ZM219 263V262H218ZM257 263V262H256ZM7 264V263H6ZM87 264V263H86ZM101 264V263H100ZM109 264V263H108ZM200 264V263H199ZM209 264H210V262H209ZM223 264H225V263H223ZM258 264V263H257Z\"/></svg>",
    "mask_w": 264,
    "mask_h": 264
},
{
    "label": "crops",
    "instance_id": "obj_3",
    "mask_svg": "<svg viewBox=\"0 0 264 264\" xmlns=\"http://www.w3.org/2000/svg\"><path fill=\"white\" fill-rule=\"evenodd\" d=\"M8 2H13V3H17V4H20V5H22V3L19 1V0H9ZM44 5V7L46 8V11H45V18H44V20L42 21V22H40V23H38V24H35V19L34 20H30V21H26V20H24V21H22V22H20V23H10V21H9V19L7 18V17H4V18H0V29L2 30V31H4V32H7V33H10L9 31H12V30H10L9 28L10 27H16L17 29H19L20 27L22 28V29H28V30H31V29H33L34 27H41V26H43V25H46V23H47V21H52V20H54L55 18H56V15H57V13H58V11L60 10L59 8H60V6L62 5V3H57V2H55V3H51V2H49V3H44V4H42V3H40V4H35V0H33V3L29 6V7H24L23 5H22V7L24 8V9H30V8H33L34 6H39V7H41V6H43ZM59 7V8H58ZM171 9V8H170ZM56 11L57 13L56 14H52V11ZM50 11H51V13H50ZM173 12V11H172ZM173 16H174V12H173ZM174 19H175V17H174ZM31 22H33L32 24H31ZM169 23V25L171 26V28H172V25H171V23L170 22H168ZM29 24H30V26H29ZM58 23H54V24H52V25H50L46 30H44V31H42V33H40L39 35H38V37H41V36H43L44 34H46L47 32H49L51 29H53V27H55L56 25H57ZM9 30V31H8ZM10 34H12V33H10ZM183 34V33H182ZM14 35H16V34H14ZM177 36H179L178 34H176ZM18 36H20V35H18ZM186 37H187V35H186ZM5 38V37H4ZM188 38V37H187ZM24 41H27V40H24ZM186 42V41H185ZM189 43V42H188ZM190 44V43H189ZM109 58H110V56H109ZM50 59H51V57L49 58V59H47L46 61H45V63L43 64V68H42V71H43V69L45 68V67H47L46 65H48V63L50 62ZM111 60V59H110ZM42 71H39V75H40V73H42ZM185 74H186V72H185ZM39 75H38V77H39ZM129 105V104H128ZM123 106V105H122ZM120 109H121V107H120ZM127 111H128V107H127ZM37 112V111H36ZM38 114V113H37ZM51 130V129H50ZM53 131V130H52ZM53 132H55V131H53ZM56 134H58L57 132H55ZM59 135V134H58ZM112 156H111V162H112ZM111 162H110V164H111ZM110 171H111V165H110ZM111 176H112V180H113V175H112V171H111ZM113 182H114V180H113ZM121 193V192H120ZM166 196H169V195H166ZM213 196V195H212ZM251 196H253V195H251ZM162 197H165V196H162ZM162 197H159V198H154L153 199V202H150V203H147V204H145V206L146 205H149V204H151V203H154V201H156L157 199H160V198H162ZM213 197H215V202H214V205H215V209H216V211H217V213L219 214V216L223 219V217L220 215V212L218 211V209H217V207H216V201L218 200V197L217 196H213ZM183 199H181L179 202H176V203H174L173 205H171L170 207H172V206H175V205H177L178 203H180L181 201H182ZM140 204V203H139ZM170 207H167V208H170ZM162 209H165V208H161V209H157V210H162ZM150 211H156V210H150ZM223 220H225V221H229V220H227V219H223ZM231 222V221H230ZM243 223V222H242ZM234 224V223H233ZM237 232H242V231H237ZM246 234H248V235H250L249 233H246ZM252 236V235H251ZM254 236V235H253ZM254 237H256L257 238V236H254ZM244 240H250V239H244Z\"/></svg>",
    "mask_w": 264,
    "mask_h": 264
}]
</instances>
